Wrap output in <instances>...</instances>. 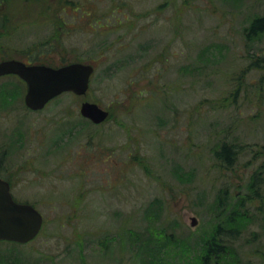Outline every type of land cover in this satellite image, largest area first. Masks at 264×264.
Here are the masks:
<instances>
[{
  "label": "rangeland",
  "instance_id": "rangeland-1",
  "mask_svg": "<svg viewBox=\"0 0 264 264\" xmlns=\"http://www.w3.org/2000/svg\"><path fill=\"white\" fill-rule=\"evenodd\" d=\"M262 16L264 0H0V60L95 66L37 111L0 77V173L43 216L0 264H201L218 228L220 261L264 264Z\"/></svg>",
  "mask_w": 264,
  "mask_h": 264
},
{
  "label": "water",
  "instance_id": "water-1",
  "mask_svg": "<svg viewBox=\"0 0 264 264\" xmlns=\"http://www.w3.org/2000/svg\"><path fill=\"white\" fill-rule=\"evenodd\" d=\"M94 65L86 62H70L53 67L46 64H26L18 59L0 61V76L15 74L26 83L24 104L30 110H41L56 96L71 92L85 94L89 88ZM80 114L93 123H101L108 117V110L96 102L83 101ZM42 214L30 203L16 201L10 185L0 178V240L28 242L40 231ZM196 219L191 218V225Z\"/></svg>",
  "mask_w": 264,
  "mask_h": 264
},
{
  "label": "trees",
  "instance_id": "trees-1",
  "mask_svg": "<svg viewBox=\"0 0 264 264\" xmlns=\"http://www.w3.org/2000/svg\"><path fill=\"white\" fill-rule=\"evenodd\" d=\"M62 3V2H61ZM264 30V17H260V18H255L250 25L249 28V37H256L258 36L262 31ZM219 153H222L224 158L226 159H232V154L233 150L223 144L221 146V148L218 150ZM230 235L232 238L235 237V234H237L236 232L238 231V229L236 230L235 228H230ZM217 233H215L210 240L208 245H209V250H206L205 256L203 257V262L201 264H232V263H224L222 261L219 260L218 255L213 252V251H217V252H222L224 251L223 248H228L230 245L228 242H226L224 239L226 238H230L229 236H227L226 234H223V231L220 230L218 228V230L216 231ZM221 236H220V235ZM206 244V241H205ZM207 249V248H206ZM208 254V256H207ZM211 257L214 258V261L211 260Z\"/></svg>",
  "mask_w": 264,
  "mask_h": 264
},
{
  "label": "flooded vegetation",
  "instance_id": "flooded-vegetation-1",
  "mask_svg": "<svg viewBox=\"0 0 264 264\" xmlns=\"http://www.w3.org/2000/svg\"><path fill=\"white\" fill-rule=\"evenodd\" d=\"M262 17H264V16H262ZM257 18H260V17H257ZM254 20V19H253ZM252 20V21H253ZM14 59H17V58H14ZM20 60V59H19ZM22 61H24L26 64H45V63H42V62H37V61H31V60H22ZM0 177L1 178H3V179H5V180H7L6 178H4V176H2V174L0 173ZM8 181V180H7ZM9 182V181H8ZM9 184H10V182H9ZM10 188H11V184H10Z\"/></svg>",
  "mask_w": 264,
  "mask_h": 264
}]
</instances>
